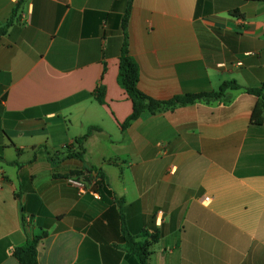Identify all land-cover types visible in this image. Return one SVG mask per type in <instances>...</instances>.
Listing matches in <instances>:
<instances>
[{
    "label": "crops",
    "instance_id": "1",
    "mask_svg": "<svg viewBox=\"0 0 264 264\" xmlns=\"http://www.w3.org/2000/svg\"><path fill=\"white\" fill-rule=\"evenodd\" d=\"M129 4L142 93L240 88L124 126ZM10 22L0 36V264H22L32 239L39 264H138L127 234L147 244L150 264H264V0H0V29ZM260 88L263 98L248 92ZM88 170L110 195L69 183Z\"/></svg>",
    "mask_w": 264,
    "mask_h": 264
},
{
    "label": "trees",
    "instance_id": "2",
    "mask_svg": "<svg viewBox=\"0 0 264 264\" xmlns=\"http://www.w3.org/2000/svg\"><path fill=\"white\" fill-rule=\"evenodd\" d=\"M132 4H129L125 19H124V31H125V41L122 49V54L120 56L119 64V76L118 82L120 86L126 91L129 98L133 102V113L124 126L129 125L132 121L138 119L142 113L149 111L151 113H156L162 109H166L172 106H187L193 104L197 101H223L226 98V94L229 90H237L240 86L236 81L225 82L218 92L209 93H199V94H186L183 96H177L169 101H156L139 89L140 81V71L139 66L136 61L130 56L128 51L127 43V23L130 16ZM12 22V21H11ZM11 22L8 23L4 28L0 29V36L7 32L10 27ZM250 94L257 96L258 98H263V90L260 89H248ZM97 100L99 103H104L105 101V91L103 88L97 90ZM263 122V106L258 104L254 109L252 116V123L261 124ZM95 129H91L89 133L82 139H78L76 142L81 144ZM71 148V147H69ZM77 156L82 157V153L77 154ZM88 180L92 181L94 178L92 176V170L87 172ZM95 190L101 194H108L110 192L107 190V184L105 183L104 177L101 175L99 181L96 182ZM124 240L127 243L128 250L136 255L138 264H150V253L148 252L147 244L136 242L130 235H125ZM153 241L157 242L158 237L153 236ZM37 239H32L23 248L24 256L21 261L22 264H39L38 252H37Z\"/></svg>",
    "mask_w": 264,
    "mask_h": 264
},
{
    "label": "built area",
    "instance_id": "3",
    "mask_svg": "<svg viewBox=\"0 0 264 264\" xmlns=\"http://www.w3.org/2000/svg\"><path fill=\"white\" fill-rule=\"evenodd\" d=\"M96 180H92L91 182L88 180H78V179H71L69 183L76 187L81 194L85 193H92L95 197L99 198V193L94 189L96 185ZM207 202H209L211 199L209 197H206L205 199Z\"/></svg>",
    "mask_w": 264,
    "mask_h": 264
}]
</instances>
